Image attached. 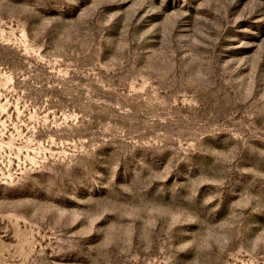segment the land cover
Here are the masks:
<instances>
[{
	"label": "rangeland",
	"instance_id": "1",
	"mask_svg": "<svg viewBox=\"0 0 264 264\" xmlns=\"http://www.w3.org/2000/svg\"><path fill=\"white\" fill-rule=\"evenodd\" d=\"M0 264H264V0H0Z\"/></svg>",
	"mask_w": 264,
	"mask_h": 264
}]
</instances>
